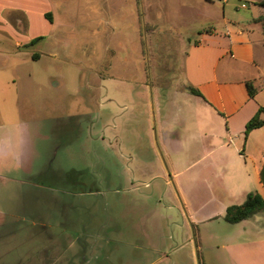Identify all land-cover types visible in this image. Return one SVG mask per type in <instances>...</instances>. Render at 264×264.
Masks as SVG:
<instances>
[{
  "label": "rangeland",
  "instance_id": "1",
  "mask_svg": "<svg viewBox=\"0 0 264 264\" xmlns=\"http://www.w3.org/2000/svg\"><path fill=\"white\" fill-rule=\"evenodd\" d=\"M261 1L0 0L1 28L15 33L28 25L17 37H44L15 48L0 33V122H26L33 149L30 159L23 157L29 169L2 168L18 180L7 209L19 218L1 223L15 231L7 240L8 264L18 257L43 264H160L161 253L177 246L189 263L206 264L205 247L216 241L210 234L238 228L222 218L197 223V255L189 218L219 212L230 175L223 163L197 175L205 162L191 164L202 158V144L188 136L210 134L206 123L223 144L232 134L214 108L207 118L193 117L197 102H205L182 87L188 86L186 59L199 62L194 47L202 39V54L209 52L212 42L201 34L224 33V20L249 28L264 17ZM228 57L225 64L239 78L241 67ZM260 96L264 106V91ZM163 132L170 139L182 134V148L164 145ZM171 161L178 169L190 166L178 178L187 184L188 207L177 178L167 173ZM31 184L40 187L30 190ZM31 231L43 235L38 244L29 242Z\"/></svg>",
  "mask_w": 264,
  "mask_h": 264
},
{
  "label": "crops",
  "instance_id": "2",
  "mask_svg": "<svg viewBox=\"0 0 264 264\" xmlns=\"http://www.w3.org/2000/svg\"><path fill=\"white\" fill-rule=\"evenodd\" d=\"M224 18L223 16V20ZM255 19L253 20V25L248 26L249 28L230 27L229 23L224 20V33L220 34L216 30H209L206 32L207 35L201 34L207 41L212 42V47L208 53L202 54L204 47L201 46V43H204L205 40L202 39L203 42L200 40L198 44L196 43L197 46L194 48H200L202 55L196 58L199 61L197 64H194L192 56L187 55L184 75L188 86L182 87L185 91H187V88L195 89L201 93L205 102L201 103V105L198 104L199 101L197 102L196 107H199V109L191 110L193 117H198L200 113V115L202 114L207 118L211 115V112H214V108L225 117L228 123L227 131L232 134V136L226 138V144H223L211 134L213 132L212 124L206 123L204 130H208L210 134L202 135L197 133L196 139L194 135L192 137L188 136L194 143L198 142L199 144L200 142L202 144L200 147L203 152L202 158L191 164H197L198 166L203 161L205 162L201 169H197V175L214 172L215 167L218 168L222 163L229 165L225 171L230 175V183L224 187L225 192H227V195L225 194L226 201L228 202L224 200L218 204L219 212L208 213L202 220L189 218L194 233L193 236L195 235L196 238L198 236L195 232L197 231V223H208L216 218L223 219L229 206L242 204L247 194L252 191L264 196V187L260 182V173L264 166V127L252 130L246 137L244 136L246 123L257 113L260 107H263L259 100L262 99L260 96L261 91H264V25L261 24L263 21L255 22ZM48 25L51 29L52 23L49 22ZM28 28L27 25L24 31H15L13 33V31L8 32L9 28L5 25L2 28L0 26V33H3L6 39L12 41L15 48H23L30 46L29 43L36 39L35 35L26 38L21 35L22 39L17 37L18 33H23ZM3 29L5 32H3ZM48 33L49 31H47L46 35ZM225 57L238 62V66L242 69L239 78L236 77L232 70L228 69V65L224 62ZM221 65L222 69L218 71V67ZM252 72H255L258 78L250 76ZM256 81H259V91L253 85ZM246 82H250L255 89L254 98L248 96L245 87ZM236 90H238V94H236ZM190 94L194 98L197 96ZM260 118L264 119V114ZM27 127L26 122L14 121L10 124L0 122V264H8L6 255L11 250L6 251L7 240L15 236L14 227H5V224L1 223L12 222L19 218V216L12 214L16 210L7 209L9 202L12 201L9 198L8 191L17 186L18 180L5 175L3 172L5 170L2 168L10 166L11 171L24 172V153L28 159L33 154L31 135H29ZM167 133H162L163 144L173 143L182 148L185 142L183 135L180 134L170 139ZM233 159H238L242 163L238 166L233 165ZM9 160L10 164L8 165ZM28 165H30V162ZM189 167L178 169L175 166V162L171 161L170 169L167 172L170 177L172 175L173 179L177 178L176 182L174 181V185L178 188L181 200L187 207L188 204L184 200L182 193V186L187 184H180L178 178L185 174ZM25 168L29 169L26 166ZM164 175L163 173V178L166 179ZM166 183L169 184L170 182L166 180ZM207 185L209 186V184ZM38 187L40 186L36 184L29 185L30 190H38ZM211 187L214 188L212 185ZM208 188L207 190H209ZM231 225L236 226L238 229L222 236L210 234L212 240L215 239L216 241L211 247H205L206 264H264V212H259L246 220ZM3 227L4 229H2ZM40 237H43L40 233L34 231L28 233L29 242L32 244H38ZM182 249L183 246H177L169 248L168 252L161 253L162 262L160 264H191L187 256L182 255ZM193 250L191 255L194 257ZM195 250L198 255V247H195ZM185 259L187 260L185 261ZM14 263L43 264L33 259L28 262H22V260L19 261V257ZM199 263L200 261H194L192 264Z\"/></svg>",
  "mask_w": 264,
  "mask_h": 264
},
{
  "label": "trees",
  "instance_id": "3",
  "mask_svg": "<svg viewBox=\"0 0 264 264\" xmlns=\"http://www.w3.org/2000/svg\"><path fill=\"white\" fill-rule=\"evenodd\" d=\"M259 5L264 7V0L261 1ZM45 18L50 23L52 22L51 15L49 13L45 14ZM261 21L264 22V17H258L257 19H255V22H261ZM263 33H264V27H263ZM41 39L42 37L33 39L29 43V45L30 46L34 45ZM245 87H246L248 96L250 98H254L256 91L251 85V83L246 82ZM188 89L190 93L197 95V96H201V94L195 89H192V88H188ZM262 114H264V106L260 107L257 113L246 123L245 130H244L245 137L252 130L264 127V119L260 118ZM260 182L262 183L264 187V166L260 173ZM259 212H264V196H262L258 192H250L247 194L245 201L241 205H232L226 209L223 220L228 224H237L243 220H246L252 217L254 214H257ZM194 242H195L196 247H198V242H197V238L195 235H194ZM199 264H201V262Z\"/></svg>",
  "mask_w": 264,
  "mask_h": 264
}]
</instances>
